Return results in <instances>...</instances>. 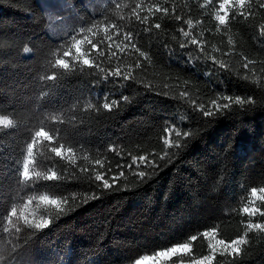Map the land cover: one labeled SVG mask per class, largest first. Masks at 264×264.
Instances as JSON below:
<instances>
[{
	"label": "trees",
	"instance_id": "1",
	"mask_svg": "<svg viewBox=\"0 0 264 264\" xmlns=\"http://www.w3.org/2000/svg\"><path fill=\"white\" fill-rule=\"evenodd\" d=\"M138 2L144 23L133 15ZM63 3L73 18L51 36L38 0H0V116L13 121L0 126V264H191L205 256L210 264H264V232L247 228L264 216L243 211L264 210L252 194L264 188V0L229 8L225 25L215 19L219 0H56L57 10H46L57 21ZM154 5L168 12L149 13ZM89 27L85 41L80 30ZM129 32L136 48L125 41ZM73 37L99 68L74 57L67 69L53 67ZM117 67L132 78L108 76ZM105 102H115L111 111ZM200 104L215 114L205 117ZM41 127L64 145V158L42 142L30 167H53L60 179L22 181L26 145ZM25 218L49 223L36 229ZM240 237L236 255L217 243ZM180 244L189 249L156 258Z\"/></svg>",
	"mask_w": 264,
	"mask_h": 264
},
{
	"label": "snow or ice",
	"instance_id": "2",
	"mask_svg": "<svg viewBox=\"0 0 264 264\" xmlns=\"http://www.w3.org/2000/svg\"><path fill=\"white\" fill-rule=\"evenodd\" d=\"M207 2L212 3V0H207ZM246 3H247V0H219L218 8H219V11L223 14H217L215 19L218 21V23L220 25H225L229 21V19L232 18V14L229 12V8L236 6V7L243 10L246 8ZM117 7H120V5L117 4ZM143 7H144V5L140 2H138V3H136L135 8L133 9V15H135L136 19L138 21H140L141 23H144L147 21V17H141L139 15V12H138V10H141ZM260 7L264 8V3H261ZM153 9L155 10V12H164V13L168 12L167 8H161L158 5L148 6L149 13H153ZM239 15L243 16L247 19V17L249 15H251V12L250 11H240ZM176 19L179 20V19H181V17L177 16ZM191 23H192L191 21H188L189 28L191 27ZM154 27L159 29V28H161V25L155 24ZM145 30L147 31L148 29L146 28ZM92 31H93L92 27L80 30L81 33H85V37H84L85 41H87L86 33H91ZM181 31H183V29H181ZM259 31H260L261 35H264V25L260 26ZM183 35L185 38H188L190 34L188 31H183ZM132 37H133L132 33H130V32L126 33L125 34V41H127V44L131 45V47L136 48V45L133 42ZM88 42L91 44V47L93 49H97L96 43L91 42V41H88ZM81 43H82L81 40L73 37V42L71 44V47L68 50L63 52L64 58H57L55 60L53 67L54 68L67 69L70 67V61L73 60V57H74L75 63H81L83 66H87L90 68H93V67L99 68V65L96 64L93 59L85 58L86 53L84 51H82ZM190 44L191 45H197L198 40L197 39H191ZM187 45H188L187 40L185 42L181 43V47H185ZM73 49L75 50L74 54H73ZM28 50L29 49L25 48L26 52ZM137 51H139V49H137ZM140 54H141V56L146 55L143 52H141ZM102 55H103V53H97V56H102ZM140 66L141 65H139V64L137 65V67H140ZM245 67H247V65H245ZM100 70L103 71V69H100ZM108 76L118 77V78L123 79V80H129L132 78L131 73L122 74L118 67L116 69L108 72ZM46 79L49 81H52L55 79V75L51 74V75L47 76ZM183 95H187V93H183ZM222 98L225 101H228L231 99L227 95H224ZM236 102L237 103H243L244 101L240 100V98L237 97ZM113 103H115V102H113ZM113 103L105 102L103 104V108L111 111L112 107H113ZM213 104H216V101H213ZM229 106H230L229 104L217 105V107L221 108V109L228 108ZM199 108H200V110H202L203 115L205 117L212 116L215 114L211 109L205 108V106L203 104H200ZM53 123H56L55 118H53ZM61 123H62V121H61ZM12 125H13V121L11 119H9L6 116H0V126L8 128V127H11ZM180 135H181V133H179V132L176 133L177 137H179ZM188 135H189L188 132L183 133V136H185V137H187ZM42 142H47V144L49 145L48 151L50 153L54 154V156L56 158H64V151H65L64 145L61 144L59 147L55 146V140H54L53 135L49 131L45 130L44 127L39 128L37 131H35L34 136L31 139V142L27 143V145H26V154L23 156V160H22V164H21V170H20V177H21L22 181H30L33 179L34 176L37 179L42 178V179L48 180V181L60 179V175L57 173V171L53 167H49L46 172H40V171L33 172L31 167H30V166L36 164V157L34 156V150H35L36 146L40 145ZM164 144L166 146H172L169 144L168 140H165ZM176 146H179V145H176ZM110 150H114V148L110 149ZM67 151L69 153H71L72 149L68 148ZM138 159L140 162H144V163L148 162L146 157L143 155L139 156ZM97 163H99V161H97ZM135 163H136V159L133 158V164H135ZM121 174H123V173H121ZM139 176L141 178H143L145 176V172L140 171ZM94 179L96 181L103 180V187L105 189H107L111 186L109 184L108 179L103 175L97 174ZM259 191L264 192V188L260 189ZM256 193H257V189L253 188L252 189L253 196H255ZM39 199L42 201H45L47 203H51V204L57 203V201L55 199H50L49 196H47V195H41L39 197ZM28 202L30 203L31 199ZM243 211L246 213H249L251 216H255L257 213H259L260 216H264V210H262L259 207H254V208L246 207L243 209ZM16 214H17L16 208H12L11 212L8 213V217H9L10 222H11L10 218L12 216H15ZM21 215H23V213H21ZM25 223L29 224L30 226H32L36 229H42L48 225L49 221L47 219H45L42 222H37V223L33 224L32 222L28 221L25 218ZM247 228L248 229H257L259 231L264 232V223H251V222H249L247 224ZM5 231H7V229H5ZM16 231L17 232L19 231V227L16 228ZM204 235H208V233L205 232ZM191 239L193 241H195L197 239V237L193 236V237H191ZM245 242L246 241H245L244 237H240L238 239H235V240L231 241L230 244H225V242L223 240L217 241V243L224 246L225 250L230 249L231 254H233V255H236L239 253L240 246L242 244H244ZM210 247H212V250L215 251V246H210ZM188 249H189V246L187 244H180V245H176L175 247H171V248H167V249H164L162 251H159L155 254V256H156V258H168V259H170L177 252L187 251ZM221 255H223V253H221ZM144 259H148V257H145ZM212 259H213V257H211V256H205V257H203L202 260H193L191 262V264H210ZM137 264H140V261H137Z\"/></svg>",
	"mask_w": 264,
	"mask_h": 264
},
{
	"label": "rangeland",
	"instance_id": "3",
	"mask_svg": "<svg viewBox=\"0 0 264 264\" xmlns=\"http://www.w3.org/2000/svg\"><path fill=\"white\" fill-rule=\"evenodd\" d=\"M38 1L40 3L41 7L44 9L45 15L49 21V27H48L47 33L51 36H60V35H62V33H65L67 31L66 22L73 18V16H70V13L65 12V10L68 8V5H66L65 3L60 4L62 11H64V13L61 15V17H59V19H61L62 21H57L56 18L53 19L51 17V15H49L53 11L57 10V6H55L56 0H54V1L51 0L52 3L50 5H48L49 2H48V0H46V2H48V3H46V6L48 5L47 7L45 6V4H43L42 0H38ZM46 8H47L49 14H48ZM219 14H223V13H221L219 11ZM57 31H60V32L58 34H56ZM256 196L258 198L264 199V192L256 194Z\"/></svg>",
	"mask_w": 264,
	"mask_h": 264
}]
</instances>
